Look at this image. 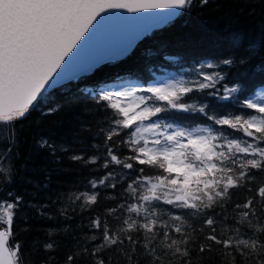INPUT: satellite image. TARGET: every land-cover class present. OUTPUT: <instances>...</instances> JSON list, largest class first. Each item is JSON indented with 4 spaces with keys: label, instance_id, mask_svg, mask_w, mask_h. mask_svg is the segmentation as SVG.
I'll use <instances>...</instances> for the list:
<instances>
[{
    "label": "snow or ice",
    "instance_id": "snow-or-ice-1",
    "mask_svg": "<svg viewBox=\"0 0 264 264\" xmlns=\"http://www.w3.org/2000/svg\"><path fill=\"white\" fill-rule=\"evenodd\" d=\"M196 4L0 0V264L27 262L19 228L25 208L70 221L69 208L92 212L106 197L114 206L79 225V236L70 225L63 229L72 244L57 264H117L114 256L125 264H195L214 252L226 264H264V87L250 90L247 72L233 74L264 59V24L247 42L244 33L232 34L245 55L198 62L187 80L137 84L119 74L103 76L105 67L131 56L138 42ZM119 12L140 18L130 26L139 38L118 57L85 56L94 31ZM56 92L66 104L53 101ZM73 106L79 110L72 113V139L41 137L39 147L58 163L87 170L88 190L31 204L11 188L16 128L32 112L51 115ZM178 119L182 126L165 122ZM61 200L67 206L51 213L49 205ZM54 235L50 230L41 246L49 253L42 264H52L60 251Z\"/></svg>",
    "mask_w": 264,
    "mask_h": 264
},
{
    "label": "trees",
    "instance_id": "trees-1",
    "mask_svg": "<svg viewBox=\"0 0 264 264\" xmlns=\"http://www.w3.org/2000/svg\"><path fill=\"white\" fill-rule=\"evenodd\" d=\"M261 24H264V0H209L203 7L199 6L197 0L196 6L188 15L176 19L170 26H163V30H153L154 34L149 38L138 42L131 56L105 67L103 76L111 78L119 74L126 80L146 84L163 70H179L186 79H190L192 73L189 70L198 62L229 54L245 55L242 45L234 46L232 34L244 33L247 38L245 42L256 39L260 35ZM235 72L248 73L250 90L264 87V59L259 56L243 67L233 69V74ZM108 83L112 85L113 82L109 79ZM66 100L59 92L53 94L54 102L66 104ZM78 110L76 106L71 109L65 107L51 115L35 111L17 126L18 143L11 157L16 175L11 188L18 194H24L27 202L47 203L48 199L56 200L57 193L88 190L87 170L67 160L58 163L47 150L39 147L41 137L57 143L70 141L75 127L72 113ZM169 122L182 126L179 119ZM3 147L4 141L0 140V148ZM147 174H152L151 170ZM44 185L47 187H43ZM233 199L239 200L242 196ZM67 203L66 200H61L56 207L49 205L51 213H56L61 205L66 207ZM110 206H114V202L106 197L99 205L93 206L92 212H81L78 207L73 212L69 208V215L72 216L70 221L60 218L43 219L33 208H25L24 219L20 221L19 228L21 242L28 248L26 264H42L48 259L49 253L41 246L48 241L50 230L55 232L52 238L60 245V251L53 254L52 264L62 261L65 246L72 244V235L65 238L63 229L70 225L79 236V225L87 223L91 215H100L104 208ZM84 231L87 232L88 229L85 228ZM114 259L117 264H125L123 258L114 256ZM226 260V257L214 252L195 264H226Z\"/></svg>",
    "mask_w": 264,
    "mask_h": 264
},
{
    "label": "water",
    "instance_id": "water-1",
    "mask_svg": "<svg viewBox=\"0 0 264 264\" xmlns=\"http://www.w3.org/2000/svg\"><path fill=\"white\" fill-rule=\"evenodd\" d=\"M131 15L126 12L110 14L109 19L104 21L90 37L85 56L106 58L125 54L140 34L130 30V26L136 24L140 19ZM146 15L150 14H141V17Z\"/></svg>",
    "mask_w": 264,
    "mask_h": 264
},
{
    "label": "rangeland",
    "instance_id": "rangeland-1",
    "mask_svg": "<svg viewBox=\"0 0 264 264\" xmlns=\"http://www.w3.org/2000/svg\"><path fill=\"white\" fill-rule=\"evenodd\" d=\"M181 79L187 80L184 77V75L181 72H179V70H177V71L163 70L162 72L155 74L154 79L149 83L168 82V81H172V80H181ZM259 88H257L256 90H259ZM138 94H140V93H138ZM165 122H169V121H165ZM178 126H181V125L178 124ZM145 135L148 137H151L152 133L146 132Z\"/></svg>",
    "mask_w": 264,
    "mask_h": 264
}]
</instances>
